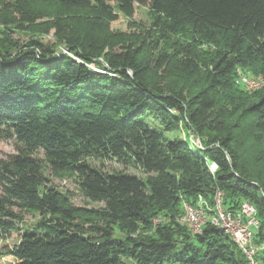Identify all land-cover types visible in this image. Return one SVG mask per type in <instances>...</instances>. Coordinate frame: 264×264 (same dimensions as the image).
I'll list each match as a JSON object with an SVG mask.
<instances>
[{
  "label": "trees",
  "instance_id": "1",
  "mask_svg": "<svg viewBox=\"0 0 264 264\" xmlns=\"http://www.w3.org/2000/svg\"><path fill=\"white\" fill-rule=\"evenodd\" d=\"M48 1L46 15L0 0L4 26L53 38L18 44L0 30V141L16 145L0 158V240L19 234L7 264H247L223 229L176 220L218 189L225 209L254 207L264 264V176L247 163L264 159V0ZM135 4L159 35L187 30L186 41L167 51L151 30H113ZM238 69L259 89L237 88ZM44 168L99 206L73 205Z\"/></svg>",
  "mask_w": 264,
  "mask_h": 264
},
{
  "label": "rangeland",
  "instance_id": "2",
  "mask_svg": "<svg viewBox=\"0 0 264 264\" xmlns=\"http://www.w3.org/2000/svg\"><path fill=\"white\" fill-rule=\"evenodd\" d=\"M32 4H34L35 7L40 9L42 14H46V15L50 14V12L53 10V4H51V2L48 0L47 1L32 0ZM0 10H1V7H0ZM152 20H153V14L146 6H140V5L135 4L134 12L131 17L125 18L119 15L117 20L111 22L110 27L113 30H120L123 32H128V33L139 32L140 30H143L144 32L146 31L148 32L151 30L150 31L151 38L156 39L160 43L161 48L167 51H169V49L166 46L170 45L173 40H180L182 42L186 41L188 37L187 30L177 35H167V36L162 37L161 35H159V33L155 32L154 29H151ZM0 30H6L8 32L7 33L8 39H11L12 42L15 41L18 44H24L28 40L34 39V38L41 39L44 42L53 41L51 32L47 35H40L34 32H29L25 29L23 30L18 29L14 25L4 26L2 23H0ZM0 35L2 34L0 33ZM213 48L214 47L210 44L201 43L198 45V49L201 50L202 54L211 55L214 50ZM57 49H60L62 52H66V50L61 47H58ZM236 71H237L236 78L234 82L237 88L243 90L247 94L252 93L253 91L259 89V87L261 86V78L259 74L251 70L238 69ZM242 76L244 78L246 77L250 78L248 80L250 81L252 80L250 82L251 84L244 80L242 81L241 79ZM15 152H16V145L12 140L0 141V158H4L7 155L13 154ZM254 152L255 151H253L248 157L247 163L250 169H252L254 172L261 173L260 176L263 177L264 176V159L262 161H256L253 158ZM35 155L38 158L43 157L40 152H36ZM95 164H97V161H95ZM104 164H105L104 168H107V169L110 167H115V164L111 162L110 163L105 162ZM43 171H44V175L46 176V178H48L51 184L56 186L59 190L68 193L71 203L73 205L86 207V208L99 206L98 203L92 202L82 195L76 182L74 181V177L67 175V174L52 173L50 172L48 168H44ZM23 218L26 224L31 223L33 220V217H31L30 215H24ZM176 220L181 223L186 224V222L184 221V212H180V214L176 216ZM163 221H166V218L163 215L156 217L154 219V223L163 222ZM18 239H19V234L16 232H13L7 238L0 240V264H7L11 261V259L7 255H2V254L7 249L15 245ZM259 244L262 245L261 243Z\"/></svg>",
  "mask_w": 264,
  "mask_h": 264
},
{
  "label": "built area",
  "instance_id": "3",
  "mask_svg": "<svg viewBox=\"0 0 264 264\" xmlns=\"http://www.w3.org/2000/svg\"><path fill=\"white\" fill-rule=\"evenodd\" d=\"M217 195L221 196L220 207L222 208L223 213L226 214V222L211 223L208 215L204 211H200L196 223L193 224L197 227V233H199V225H204L206 222L213 226L226 225L234 231L235 238H238L242 245L249 250L251 264H259L256 256L260 250H254V229L257 227L254 207L249 202L243 201L238 210L235 212L230 211L225 209L222 205L223 192L218 189ZM197 199H199V195L197 196ZM185 213H189L188 207Z\"/></svg>",
  "mask_w": 264,
  "mask_h": 264
},
{
  "label": "bare ground",
  "instance_id": "4",
  "mask_svg": "<svg viewBox=\"0 0 264 264\" xmlns=\"http://www.w3.org/2000/svg\"><path fill=\"white\" fill-rule=\"evenodd\" d=\"M241 79L242 81L244 80L248 83L252 81V80L251 81L248 80L250 78L248 77L244 78L243 76L241 77ZM261 84H262V81H261ZM213 164L212 163L209 164V167L212 171L216 167V165L214 164L213 166ZM217 193H218V190H216L214 194L212 205H208L204 201L201 195H199V199H196L195 205H191V203H188V202H183L184 221L188 225L191 233H197V227L196 225H193V224L196 223V219L198 218V213H200V211H204L208 215V218L211 220V223H225L226 222V214L223 213L222 208L220 207L221 196H218ZM187 207L189 208V213H185L187 210ZM215 226L223 229L236 242L237 246L240 248V251L244 253L243 255H245V258L247 259V264H251L249 250L245 246L242 245V243L239 241L238 238H235L234 231L226 225H215ZM202 227L203 225H199V232L201 231ZM262 247L263 245H258L254 243V250H260Z\"/></svg>",
  "mask_w": 264,
  "mask_h": 264
}]
</instances>
